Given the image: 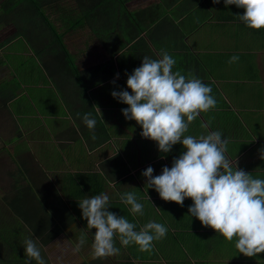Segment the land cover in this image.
<instances>
[{
  "label": "crops",
  "instance_id": "obj_1",
  "mask_svg": "<svg viewBox=\"0 0 264 264\" xmlns=\"http://www.w3.org/2000/svg\"><path fill=\"white\" fill-rule=\"evenodd\" d=\"M124 7L132 15L106 41L88 27L64 34L75 68L65 76L58 72V91L37 62L30 64L32 54L20 38L10 41L7 51L10 42L0 47L5 56L0 63V183H5L0 187L5 219L0 218V264H25L28 237L38 241L49 264H58V254L64 264H264V253L247 257L235 247V237L228 241L191 217V199L180 206L144 187L141 173L151 166L153 175L161 174L183 146L160 153L134 120L124 118L121 109L128 106L111 96L113 90L127 89L126 73L139 67L142 57L158 59L166 51L176 62L173 71L201 79L217 100L186 135L221 131L228 140V158L253 178L264 179V29L246 27L236 15L243 9L226 8L223 0H128ZM12 30L7 25L0 32L6 31L5 37ZM233 55L238 60L230 64ZM89 112L96 120L94 140L81 119ZM102 192L110 197V210L137 231L155 221L165 225L166 235L146 252L135 244L122 246L118 238L120 251L114 256L91 259L76 251L71 228L86 227L78 201ZM125 192L136 195L143 215L131 214L120 201L117 194ZM62 218L71 221L41 243Z\"/></svg>",
  "mask_w": 264,
  "mask_h": 264
},
{
  "label": "clouds",
  "instance_id": "obj_2",
  "mask_svg": "<svg viewBox=\"0 0 264 264\" xmlns=\"http://www.w3.org/2000/svg\"><path fill=\"white\" fill-rule=\"evenodd\" d=\"M221 0H213L219 4ZM225 7L235 5L243 9L236 14L250 29H264V0H223ZM158 59L142 57L139 67L127 74V89L113 90L111 96L128 107L121 112L126 120H134L141 128V136L156 142L158 151L168 154L173 146L181 144L184 151L175 157L171 167L164 166L161 174L153 175L149 166L141 174L144 187L154 189L159 197L183 206L186 198L192 200L188 214L204 227L212 228L226 240L236 238L235 247L247 257L264 253V179L253 178L226 155L228 140L219 130H209L200 136L186 135L190 124L201 113L216 107L212 88L201 79L173 71L175 60L161 51ZM238 60L233 55L230 64ZM119 73L116 74L118 79ZM115 79L111 82L115 84ZM79 115V114H78ZM82 122L95 137L96 120L85 113ZM163 158V157H162ZM264 159V149L260 150ZM129 206L133 215H143V204L133 192L117 194ZM150 199V198H149ZM107 193L86 196L78 201L81 219L86 227L73 225L76 251L86 252L91 259L117 255L118 238L122 246L135 244L142 252L150 251L153 241L167 233L165 225L149 221L140 229L124 216L110 210ZM88 230L92 240H88ZM54 244L61 248L64 241ZM25 264H49L38 241L28 237L23 242ZM51 256V253H49ZM58 264H64L57 255Z\"/></svg>",
  "mask_w": 264,
  "mask_h": 264
},
{
  "label": "trees",
  "instance_id": "obj_3",
  "mask_svg": "<svg viewBox=\"0 0 264 264\" xmlns=\"http://www.w3.org/2000/svg\"><path fill=\"white\" fill-rule=\"evenodd\" d=\"M126 1L128 0H1L0 28L10 25L13 31L0 40V47L20 38L58 91V72L65 76L75 68L72 56L63 42L64 34L88 27L101 42L104 38L106 41L114 28L124 18L132 15L124 7ZM103 18L107 19L105 23ZM135 33L136 30L130 32V37ZM60 220L58 228L45 232L41 243L56 236L63 226L69 224L71 218ZM14 255L18 253L15 252Z\"/></svg>",
  "mask_w": 264,
  "mask_h": 264
},
{
  "label": "rangeland",
  "instance_id": "obj_4",
  "mask_svg": "<svg viewBox=\"0 0 264 264\" xmlns=\"http://www.w3.org/2000/svg\"><path fill=\"white\" fill-rule=\"evenodd\" d=\"M0 1H1V0H0ZM0 29H1V28H0ZM12 31H13V30H12ZM6 33H7L6 31H1V32H0V39H3V37H4V35H5ZM10 33H11V32H10ZM22 43H23V42H22ZM22 43H21V45H23ZM8 45H9V46L6 45L7 47L5 46L7 49H5L4 51L9 50L10 45L13 46V43L10 42ZM15 48H19V47L15 46ZM21 48H22V46H21ZM21 48H20V49H21ZM10 50H12V47H11ZM14 50H15V49H14ZM22 50H23V49H22ZM1 51H2V50H1ZM1 51H0V62H4V58H5V56H4V52L2 53ZM35 62H36V61L31 57V58H30V64H31V63H35ZM10 63H12V62H10ZM15 63L17 64V62H15ZM25 64H26V63H25ZM16 68H18V66H16ZM25 68H27V66H25ZM12 74H13V72L10 71V75H12ZM0 187H1V188L5 187V183H4V182L0 183ZM0 194H1V192H0ZM0 218H1L2 220H5L2 216H0ZM13 224H14V223H13ZM8 227H11V226H8ZM12 228H13V227H12ZM20 231H21V230H20ZM12 232H13V231H12ZM19 233H20V232H19ZM49 246H51V244H49ZM57 246H58V245H57Z\"/></svg>",
  "mask_w": 264,
  "mask_h": 264
}]
</instances>
